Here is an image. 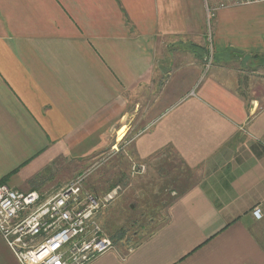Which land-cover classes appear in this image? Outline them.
Wrapping results in <instances>:
<instances>
[{"label":"crops","instance_id":"crops-1","mask_svg":"<svg viewBox=\"0 0 264 264\" xmlns=\"http://www.w3.org/2000/svg\"><path fill=\"white\" fill-rule=\"evenodd\" d=\"M205 6L0 0V185L51 194L122 134L187 179L161 226L87 264H264V76L223 64L264 61V1ZM0 264H19L1 235Z\"/></svg>","mask_w":264,"mask_h":264},{"label":"built area","instance_id":"built-area-1","mask_svg":"<svg viewBox=\"0 0 264 264\" xmlns=\"http://www.w3.org/2000/svg\"><path fill=\"white\" fill-rule=\"evenodd\" d=\"M261 1L206 0L205 7L210 19L219 8ZM144 169L141 164L135 172ZM116 195L117 188L102 194L85 191L79 178L45 196L1 184L0 235L19 264H87L114 247L101 235L96 214ZM251 213L261 217L258 206Z\"/></svg>","mask_w":264,"mask_h":264},{"label":"rangeland","instance_id":"rangeland-1","mask_svg":"<svg viewBox=\"0 0 264 264\" xmlns=\"http://www.w3.org/2000/svg\"><path fill=\"white\" fill-rule=\"evenodd\" d=\"M220 60H213L207 55L205 62L211 65ZM246 60L223 62L224 65L242 69L240 84L245 83V76H264V61H257V64ZM240 88L243 90V85ZM261 89L260 85L254 88L256 93ZM252 91L250 89V93ZM122 135L119 138L115 135L109 137L104 151L95 157L85 158L80 163L73 162L68 182L79 178L85 191L96 194L117 188V195L101 208L96 220L102 236L129 247L165 222L168 205L186 186L187 179L182 178L180 164L171 153L150 160H138L130 149V137ZM141 164L145 165L144 171L135 172Z\"/></svg>","mask_w":264,"mask_h":264}]
</instances>
